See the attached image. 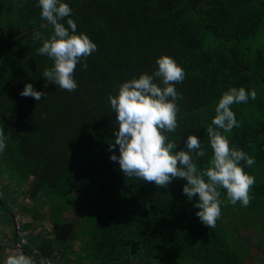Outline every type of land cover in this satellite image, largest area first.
<instances>
[{"label":"trees","instance_id":"16d2710c","mask_svg":"<svg viewBox=\"0 0 264 264\" xmlns=\"http://www.w3.org/2000/svg\"><path fill=\"white\" fill-rule=\"evenodd\" d=\"M62 2L72 9L77 34L97 45L77 65L73 92L52 83L45 87L42 73L53 61L37 54L42 41H34L33 33L47 38L52 28L40 27L45 21L38 0H0V127L7 137L0 152V186L14 185L12 192L20 197L30 184L29 204L43 201L36 220L47 228L29 240L25 215L14 216L22 205L2 195L5 241L24 254L36 247L37 264L41 257L63 264L57 259L67 245L77 252L72 264H264V0ZM165 55L186 74L175 85L183 96L177 101L178 127L166 135L177 142L174 151L185 149L189 134L200 139L206 152L196 160L200 170L212 156L206 129L222 94L233 87L256 92L255 100L231 106L239 127L222 133L255 160L251 167L241 162L255 177L252 199L247 207L233 206L219 189L225 204L214 228L197 217L198 196L188 200L183 194L185 180L158 188L125 177L109 158L119 150H109L117 122L108 97L123 82L151 74ZM25 84L48 95L39 102L21 96ZM6 189L1 188L3 194ZM22 209L29 220L31 207ZM238 220H249L243 234L234 223ZM26 225L33 228L32 221Z\"/></svg>","mask_w":264,"mask_h":264},{"label":"clouds","instance_id":"9594fccd","mask_svg":"<svg viewBox=\"0 0 264 264\" xmlns=\"http://www.w3.org/2000/svg\"><path fill=\"white\" fill-rule=\"evenodd\" d=\"M38 6L45 21L40 27L52 28L47 38L41 31L33 33L34 41H42V46L36 49L37 54L53 61L52 67H46L42 73L45 87L52 83L73 92L78 87L74 79L77 65L97 51V45L86 34H77V25L70 18L72 9L67 3L38 0ZM156 64L158 67L151 74L142 73L138 78L123 82L118 93L108 97L117 122L109 150L117 146L119 150V156L112 154L109 158L118 162L125 177L153 183L158 188L166 189L174 179L185 180L183 194L188 200L198 196V202L194 204L199 209L196 215L207 228H214L221 216V205L225 204L220 199L219 189L226 191V203L233 206L239 202L242 207H247L252 199L250 191L255 177L244 171L241 162L251 167L255 160L243 150L231 146L228 137L222 133L239 127L231 106L247 103L249 98L255 100L256 92L233 87L222 94L215 106L211 125L206 129L212 156L209 166L200 170L196 160L206 155L200 139L189 134L184 142L186 150L174 151L177 142L169 141L166 135L178 127L177 101L183 96L175 85L184 81L185 71L166 55L159 57ZM83 66L87 67V64ZM20 95L39 102L48 94L35 90L32 84H25ZM6 141L0 127V152L7 147ZM38 255L36 249H33L32 256L17 249L6 257L4 264H37L35 257ZM38 264L51 262L41 257Z\"/></svg>","mask_w":264,"mask_h":264},{"label":"rangeland","instance_id":"374dc122","mask_svg":"<svg viewBox=\"0 0 264 264\" xmlns=\"http://www.w3.org/2000/svg\"><path fill=\"white\" fill-rule=\"evenodd\" d=\"M262 40L261 42L264 40V37L261 36L260 37ZM6 187L7 189L5 190V194H3V191L1 190V188H4ZM29 187H30V184L26 185L25 189H23V194L20 196V197H16L15 195V192H12L15 190V186L12 185V184H8L6 183L5 186L4 185H1L0 186V197L2 195H4L6 198V200H8L7 202H14V203H18V205H26V206H30L31 207V215L29 216V220L32 221V224H33V228L31 229H28L27 228V225L26 224H29L30 221L26 219V209H22V206L20 207H17L16 210H15V213L16 215L15 216V219L18 220L19 217H24V222H23V227L25 226V229H26V233L28 234V239L29 240H37L40 235L43 233V230L47 231V228H42L40 227V222L36 220V218L38 217V214L40 213L38 211V208L39 207H43L44 206V203L43 201H40L39 199H35V202L32 203V204H29L30 203V196L28 195L27 191L29 190ZM37 202V203H36ZM38 203H39V206H38ZM35 210H37V212H35ZM37 213V214H36ZM42 214V213H41ZM42 216L40 215V218ZM43 218V217H42ZM249 220H238L239 223H236V221L234 222L239 228H240V232L241 234H243L246 230H245V227H247V222ZM37 222V223H36ZM35 224V225H34ZM18 227V226H17ZM16 227V228H17ZM9 228V227H8ZM7 230L8 229H5V228H0V255L2 254V258H0V264H4V261L6 259V257L10 254V253H14L15 251L12 250V248L10 247L11 245L8 243V241L4 239L5 236H8L7 235ZM43 241V240H41ZM39 242V241H38ZM25 243L22 242V243H17L15 244L16 248L17 247H21V244ZM37 243V242H35ZM55 244L58 245V247L61 246V244L58 242L55 241ZM35 246V245H33ZM68 249L65 250H61L59 257L57 259V262H61L63 264H72L75 257H76V250H75V246L73 245L72 248H70V246H68ZM36 247H34L33 249H35ZM33 249L29 250L30 252H33ZM255 248H250V251H254ZM30 252H27L25 253L26 255H31ZM51 261V264H54L53 263V260H50ZM82 264H87V263H82ZM121 264H146L145 261L143 260H135L131 263H128L126 260H124Z\"/></svg>","mask_w":264,"mask_h":264}]
</instances>
